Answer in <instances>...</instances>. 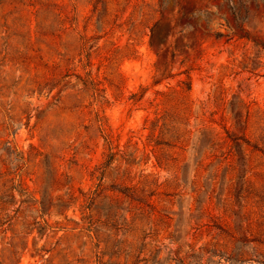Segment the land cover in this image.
Segmentation results:
<instances>
[{"label": "rangeland", "instance_id": "1", "mask_svg": "<svg viewBox=\"0 0 264 264\" xmlns=\"http://www.w3.org/2000/svg\"><path fill=\"white\" fill-rule=\"evenodd\" d=\"M143 1L155 8L162 4L151 35L142 29L139 36L142 33L146 36L129 40L127 32H116L110 38L113 46L105 47L100 41L102 50L93 56L95 73L100 61L115 46L119 50L128 46L134 51L117 63L124 79L123 97L115 100L109 92L111 103L103 114L113 135L118 138L120 148L131 155L127 160L132 158L133 165L122 166L127 173L122 180H115L118 174L116 162L109 167V175L104 181L105 195L98 200L94 213L104 221L108 213L119 211L116 220L118 240L131 243L135 237L146 236L147 252L138 264H173V259L183 264H211L209 260L215 264H230L225 258L202 253L200 248L207 246L211 250L214 247L207 244L223 242L216 227L226 229L235 240L241 241L242 235L264 239V156L253 152L243 141L258 144L260 149L264 147V49L252 42L264 44V0ZM182 13L187 15L179 19ZM134 18L139 22L138 13ZM244 33L250 41L239 38ZM181 82L190 84L188 102L192 133L185 153L181 157L175 155L176 160L170 162L168 169L159 168L145 147L156 136L149 124H144V119L148 115L153 117L155 108L149 103L154 104L159 98L156 93L179 90L184 87ZM140 88L146 90L143 100L132 106L127 98ZM12 101L16 105L31 103V108H37L31 114L29 126L18 129L14 145L24 152L29 145L40 149L43 145L31 128L36 114L45 110L52 100L34 96L14 97ZM202 104L203 109L199 112ZM197 113H204L207 123L214 121L210 133H197ZM58 120L56 113L50 118L51 123ZM219 125H224L230 137L240 143L239 147H234L229 140L222 148L223 152L229 151L233 155L230 168L219 158L220 149L216 145L224 136ZM77 134L78 131L68 145ZM83 136L73 145V149L78 147L80 150L73 161L75 164L65 158L60 170L88 191L93 190L96 181L90 180L87 169L104 163L107 151L100 138L88 143L87 149L85 145L79 146L84 141ZM255 138L258 141L255 142ZM51 145L49 138L48 146ZM62 146V143L53 145V150L60 151ZM70 149L73 151L72 147ZM48 150L46 147L43 154ZM201 159L204 165L197 168ZM147 175L148 184H153L144 188L148 202L144 208L145 218L138 224L136 234H127L129 199L108 189H122L119 184L141 188L139 181ZM27 183L34 188L30 180ZM111 185L116 186L109 188ZM111 199L117 203L111 204ZM75 213L73 216L69 210L67 216L79 221V212ZM57 220V216L51 217V222ZM247 225H250V232L245 234ZM98 231L102 233V239H106L104 228ZM95 251L94 241L85 232L68 229L54 237L39 239L35 229L19 264H96Z\"/></svg>", "mask_w": 264, "mask_h": 264}, {"label": "trees", "instance_id": "2", "mask_svg": "<svg viewBox=\"0 0 264 264\" xmlns=\"http://www.w3.org/2000/svg\"><path fill=\"white\" fill-rule=\"evenodd\" d=\"M159 8L143 0H0V264H19L28 238L35 229L39 239L54 237L68 229L87 233L94 241L96 264H138L141 256L146 254V236L135 237L131 243L117 239V209L114 213H108L104 221L95 215L96 204L105 195L104 181L109 175V167L116 162L118 174L115 180H122L127 175L126 168L122 170V166L133 165L132 158L127 160L131 155L120 148L118 138L113 135L103 114L111 103L109 92L115 100L123 97L124 79L117 69V63L134 51L128 46L123 50L115 46L100 61L95 73L93 56L102 50L100 41L105 47L113 46L110 38L116 32H127L129 40H136L142 29L148 30L151 35ZM137 13L139 22L134 18ZM182 14L179 19L187 15ZM141 35L139 37L146 36L144 33ZM239 38L250 41L247 33ZM252 42L264 49L263 43ZM181 84L184 87L179 90L157 92L159 98L155 99L154 104L149 103L155 108L153 117L149 118L148 115L144 119V124L148 123L156 136L145 147L150 150L149 154L159 168L168 169L170 162L176 160L173 158L175 155L181 157L185 153L192 133L189 123L191 106L188 102L190 84ZM145 93L146 90L140 88L139 92L130 93L127 101L136 106ZM34 96L45 97L52 102L36 114L31 128L38 134L42 151L29 145L24 152L14 145L13 139L18 129L23 125L29 126L31 114L37 108H31V103L16 105L12 99ZM202 109L203 104L199 112ZM54 113L59 120L51 123L50 118ZM196 119L195 125L199 126L197 133L206 135L212 131L215 123L208 121L211 123L209 125L204 113H197ZM219 126L224 134L216 145L220 149L219 158L230 168L233 155L229 151L223 152L222 148L227 146L229 140L234 147H239L240 143L238 139L230 137L224 125ZM77 131V136L68 145ZM82 134L84 141L79 146L85 145L87 149L88 143L100 138L107 151L104 163L87 169L90 180L96 181L93 190L88 191L74 183L68 173L60 170L65 158L75 164L73 161L80 150L78 147L73 149V145ZM49 138L52 143L50 147ZM243 141L253 152L264 156V147L260 149L258 144ZM61 143L62 149L54 151L53 145ZM46 147L49 148L48 153L43 154ZM202 162L201 159L197 163V168L203 167ZM147 177L139 181L141 188L119 184L122 189L113 188L116 185L108 189L129 199L127 234H136L138 224L145 218L144 208L148 202L144 188L153 184H148ZM27 180H30L33 189ZM109 201L114 205L117 203L115 199ZM69 210H72L73 216L76 211L79 212V221L67 216ZM53 215L59 220L51 222ZM103 228L106 239H102V233L98 231ZM208 228L212 227L208 225ZM216 229L223 242L207 244L214 248H200L202 253L225 258L230 264H264V239L242 235L239 241L223 227ZM249 232L250 225H247L245 234ZM8 233L10 236H7ZM172 262L183 264L178 259ZM208 263L215 264L210 260Z\"/></svg>", "mask_w": 264, "mask_h": 264}]
</instances>
